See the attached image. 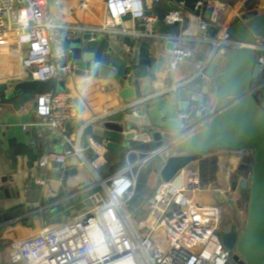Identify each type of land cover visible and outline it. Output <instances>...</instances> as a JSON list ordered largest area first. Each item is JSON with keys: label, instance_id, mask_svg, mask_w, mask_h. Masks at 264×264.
<instances>
[{"label": "built area", "instance_id": "obj_1", "mask_svg": "<svg viewBox=\"0 0 264 264\" xmlns=\"http://www.w3.org/2000/svg\"><path fill=\"white\" fill-rule=\"evenodd\" d=\"M163 0H105L107 27L120 25L127 15L131 20L143 21L146 30L159 21L153 14L148 15V6ZM197 6L210 12L209 20H201L200 31L207 32L210 26H217L218 36L212 42L215 49L239 46L226 37L219 40L224 27L219 26L221 4L217 0H199ZM197 8V7H196ZM183 10H171L163 22L167 25L184 21ZM48 12V0H0V56L18 64L20 78L47 82L56 78L61 71L59 63L66 55L65 44L55 43L57 30L62 28ZM106 28V27H105ZM105 30V29H103ZM126 48V49H125ZM258 64L264 66V43L253 46ZM128 51L127 47H124ZM193 50L187 47L175 48L168 68L175 71L193 57ZM194 76L183 86H188L196 78H204L207 63L197 64ZM263 74V72H262ZM261 74V75H262ZM253 83L252 90L261 100L264 93V79ZM262 79V80H261ZM7 81L0 74V84ZM182 87V86H181ZM180 87H173L174 92ZM146 98L124 103L118 112L136 114V108L143 105ZM198 98L192 97L188 112L178 116L180 132L162 147H155L151 138L144 141L153 145L152 149L129 146L122 152L121 170L102 177L100 172L107 165L105 154L108 148L98 140L90 141L92 160L85 157V149L79 137L68 131L70 122L81 120V112L69 92L55 91L37 96L35 126L55 131L61 138L60 152L47 153L42 166L56 164L64 166L69 159L77 158L80 165L90 167L95 183L76 196L88 193L91 207L78 214L69 222L24 238L15 244L23 264H228L233 251L227 249L220 237L222 209L219 205H207L188 195L185 170L178 172L167 183L159 182L155 196L147 206L148 219L135 227L130 221L129 204L135 197L138 172L152 160H157L175 141L205 128L210 119L211 108L197 105ZM199 119L195 122L191 114ZM23 126V129H27ZM43 133H41V136ZM251 157V155H250ZM41 179L36 184H42Z\"/></svg>", "mask_w": 264, "mask_h": 264}, {"label": "crops", "instance_id": "obj_2", "mask_svg": "<svg viewBox=\"0 0 264 264\" xmlns=\"http://www.w3.org/2000/svg\"><path fill=\"white\" fill-rule=\"evenodd\" d=\"M217 1L221 4L219 26L224 28L240 13L259 5V0ZM170 2L163 0L159 4H166L171 11L173 9L169 6ZM154 7L148 6V11L152 12ZM183 11L185 15L182 23L167 25L159 19L150 31L146 30L144 35H141L138 23L126 17L121 20L120 25L107 27L105 0H48L49 15L56 23L63 26L57 30L55 43L61 41L66 46L71 36L81 31L98 30L111 33L110 39L113 45H123V49L127 47L130 51L126 41H135L138 44L146 38L152 55L165 62L163 70L157 74V81L153 84L154 95L164 96L163 94L173 87H180L182 90L191 88L198 98L197 105L202 107V86L209 82V79L196 78L188 86L183 84L194 76L197 64L206 62L208 67L212 61L224 60L228 51L225 47L215 49L212 42L197 39L205 37L211 39L208 31L203 32L199 29L201 20H209L205 17V9L201 14L186 8ZM168 43H172L174 48L187 47L194 52L193 57L175 71H170L168 68L172 56V51L166 50ZM60 64L61 62L58 65ZM20 73L18 64L0 56V74L7 78V81L1 84L14 85L29 80L20 78ZM261 78L264 79V72ZM56 81L55 91L69 92L74 102L80 99L83 104L79 109L81 120L77 123L70 122L68 131L75 137L80 135L79 141L85 149V157L92 160L90 141L98 140L96 132L116 119L123 102L116 90L110 86L112 83L110 80L75 77L69 71H61ZM208 98L209 103L205 107L211 108L212 91ZM19 100V98L14 100L16 106L11 101L7 103L0 101V196L2 197L0 208L10 220L7 225L0 227V264H23L15 247L17 242L46 228H54L69 222L91 207L87 192L76 195L95 183L92 169L80 165L77 158L69 159L64 166L53 163L47 166L41 165L42 158L47 153L62 150V140L55 131L35 126L38 120L35 107L32 103L20 105ZM23 126L28 128L25 130ZM135 143L136 146L145 149L153 147L152 144L147 145L144 142ZM14 144L32 150L35 155L42 154L43 157L33 162L27 155L19 154ZM105 158L107 165L100 172L102 177L106 178L122 169L123 166L113 172L119 159L113 151L108 149ZM206 161L216 166L215 187L212 189L200 187V169L202 163ZM121 164L123 165L122 160ZM250 166L251 157H248L244 151L234 153L214 150L206 153L202 161L192 163L185 170L188 195L203 204H216L221 207L223 231L231 226H235L238 230L244 227L246 203L242 200L241 189L238 187L233 189L232 185L234 182L239 183L248 179ZM72 170L76 172L71 174ZM155 176L159 177L157 172L151 174L149 181ZM38 179L43 183L36 184Z\"/></svg>", "mask_w": 264, "mask_h": 264}, {"label": "water", "instance_id": "obj_3", "mask_svg": "<svg viewBox=\"0 0 264 264\" xmlns=\"http://www.w3.org/2000/svg\"><path fill=\"white\" fill-rule=\"evenodd\" d=\"M170 1L173 10L186 8L196 14L204 11L197 6L199 0ZM205 17H210L208 10ZM126 18L131 19L129 15ZM137 23L140 34L144 35L143 21ZM218 31L217 26L209 27L212 41ZM110 34L86 30L71 36L59 67L67 68L75 77L112 81L110 86L123 104L146 98V102L136 108L135 115L119 112L115 120L96 132L98 141L120 158L123 149L132 146V142L151 138L157 148L170 142L180 132L178 116L189 111L194 92L191 88H178L161 97L154 95L153 84L163 70L164 60L152 55L146 38L138 44L126 41L130 51H125L123 45L111 43ZM225 35L239 46L230 48L224 60L210 62L205 71L209 82L202 86V106L209 103L210 91L213 93L208 125L172 143L155 161L154 168L160 181L167 183L192 163L202 161L211 151L252 152L248 179L232 185L233 189H241L246 203L244 227L238 230L231 226L220 232V237L224 246L234 252L235 264H264V93L259 100L252 90L253 83L264 72L253 48L258 42L264 43V0H259L256 8L236 16L226 26ZM174 49L172 43L166 45V50ZM56 86V78L47 82L25 80L14 85L0 84V101H11L16 106L14 100L19 98L18 104L32 103L36 108L37 96L55 92ZM75 105L78 109L83 106L80 99L75 100ZM9 221L0 208V227Z\"/></svg>", "mask_w": 264, "mask_h": 264}, {"label": "trees", "instance_id": "obj_4", "mask_svg": "<svg viewBox=\"0 0 264 264\" xmlns=\"http://www.w3.org/2000/svg\"><path fill=\"white\" fill-rule=\"evenodd\" d=\"M152 12L154 15H157L159 19L162 21L165 14H167L170 9L169 7L164 4H157L154 5ZM191 119L193 122L197 121L199 117L196 113L191 114ZM70 130V129H69ZM137 143L132 142V146H136ZM14 147L17 149V152L22 155H27L31 161H37L39 158H42V154H34L32 150L18 145L14 144ZM122 155L118 159V164L114 168V171H117L120 169L123 165L121 164ZM156 160H152L148 164H146L144 167H142L138 172V179H137V186H136V193L134 199L129 204V209L132 210L134 206H139L142 201L145 200V196L147 195V191L149 188V178L153 172H155L154 164ZM215 179H216V166L212 162L206 161L203 162L200 169V187L201 189H207V188H214L215 187ZM155 193H152L150 199H152L155 196ZM149 199V200H150ZM228 264H235L232 260Z\"/></svg>", "mask_w": 264, "mask_h": 264}, {"label": "rangeland", "instance_id": "obj_5", "mask_svg": "<svg viewBox=\"0 0 264 264\" xmlns=\"http://www.w3.org/2000/svg\"><path fill=\"white\" fill-rule=\"evenodd\" d=\"M226 51H228L227 48H226ZM244 152L248 154V157H250V155L252 156V152L248 150H244ZM159 180H160L159 177L155 176L149 181V188L147 191V195L145 196V200L142 201L143 203H141V205L133 207V209L137 211L134 214H130V218H131L130 221L135 227L138 225L140 221H144L148 219L149 211L147 209V206L152 200L150 199L149 196H151V194L156 191V188L159 184ZM245 210H246V206H245Z\"/></svg>", "mask_w": 264, "mask_h": 264}, {"label": "bare ground", "instance_id": "obj_6", "mask_svg": "<svg viewBox=\"0 0 264 264\" xmlns=\"http://www.w3.org/2000/svg\"><path fill=\"white\" fill-rule=\"evenodd\" d=\"M226 27L223 29V32L221 33L219 40L222 41L224 39V33H225Z\"/></svg>", "mask_w": 264, "mask_h": 264}]
</instances>
